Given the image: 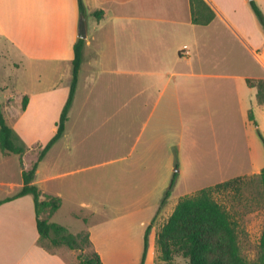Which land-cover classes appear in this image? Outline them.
Here are the masks:
<instances>
[{
    "label": "crops",
    "instance_id": "crops-1",
    "mask_svg": "<svg viewBox=\"0 0 264 264\" xmlns=\"http://www.w3.org/2000/svg\"><path fill=\"white\" fill-rule=\"evenodd\" d=\"M204 1L215 12L207 24L193 21L190 0H84L85 16L79 0H0L4 52L17 70L28 67L31 80L32 90L22 94L20 116L26 118L32 112L34 123H51L53 136L70 94L74 45L82 38L80 24L85 22L83 63L66 129L41 161L33 182L43 194L60 197L62 205L67 197L83 199L84 205L91 203L88 199L101 205L111 201L102 192V178L84 177V171L97 164L82 166L89 151L82 147L86 140L79 139V130L72 127L94 121L108 126L96 130L99 136L105 132L113 136L121 121L134 122L130 117L140 110L147 117L146 125L153 124L152 134L160 135L172 122L181 126L180 139L185 109H191L192 119H218L220 130L211 125L214 155L210 163L215 171L223 173L231 167L232 142L238 140L243 142L247 162L257 167L256 127L249 113L253 110L263 129L264 104L247 79H263L253 69L258 63L264 67V31L249 0ZM99 10L105 12L100 19L93 15ZM4 52H0L3 57ZM6 102L10 105L12 97ZM93 114L97 120L88 118ZM79 115L83 120H78ZM70 122L74 123L68 127ZM163 142L161 136L154 139L144 149V159L160 157ZM28 150L20 158L21 182L0 181V186L9 188L0 199L5 201L0 205V264H78L76 250L41 238L34 198L30 194L16 197L24 186L23 171L33 167L41 151L31 155ZM90 154L96 157L95 149ZM262 170L240 177L259 175ZM174 210L159 225L156 245ZM160 214L161 207L144 204L128 214L103 217L80 232H90L92 249L104 264H141L147 231L150 227L149 247Z\"/></svg>",
    "mask_w": 264,
    "mask_h": 264
},
{
    "label": "rangeland",
    "instance_id": "rangeland-1",
    "mask_svg": "<svg viewBox=\"0 0 264 264\" xmlns=\"http://www.w3.org/2000/svg\"><path fill=\"white\" fill-rule=\"evenodd\" d=\"M259 1H261V6H259L264 12V0ZM5 50V45L0 40V52ZM4 55V57L2 53L0 55L2 110L7 123L15 130L18 138L26 147V151L29 149L28 152L33 155L51 140L53 125L51 123H34L37 120L32 118V112L26 118L20 116L24 111L20 107L22 94L32 90L29 70L28 67L17 70L15 65L7 59V54ZM253 73L263 76L264 79V67H261L259 63L257 68L253 69ZM9 96L12 97L10 105L6 102V98ZM84 117L87 118L85 115ZM88 118L97 120L95 114ZM130 118H133L134 122L127 124L121 121L118 133L115 132L113 136L106 132L99 136L96 130L99 128L107 130L108 126H99V123L94 121L77 122L78 126L72 127L79 130V139L86 140L82 143V147L89 151V157L82 166L97 164L95 168L89 167L85 170L84 177L102 178V192L104 197L111 201L101 205L96 199H88L87 202L91 203L84 205L81 203L83 199L67 197L61 209L52 218L53 222L60 223L71 232L77 233L89 229L91 225L99 224L103 217L128 214L132 210L143 207L144 204L157 205L161 207V214L155 230L150 234L147 264H164L154 236L161 222L170 215L179 201L183 197L195 195L201 189L239 177L229 188L216 191L214 198L229 210L237 224L238 242L242 256L248 261H255L259 255L264 226V187L257 174L240 176L250 175L255 170L261 171L264 168V142L259 134L260 131L264 136V125L261 129L257 121V125L254 123L256 127L253 130L256 142L254 149L258 153L257 167L255 168L254 165L247 162L244 151L242 152L243 142L240 143L238 140L232 142L231 167L226 168L225 172L219 173L215 171L217 168H214L210 163L214 155L211 125L216 124L220 130L221 124L217 121L218 119L213 121L201 116L199 120L192 119L191 109H185L182 122L183 137L180 139L179 129L181 126H175L172 122L159 135V133L152 134L153 124L146 125L147 117L143 110L135 111ZM78 120H83L80 115ZM73 123L70 122L68 127ZM159 136L164 141L160 147L161 156L145 160L144 149L148 145L151 147L154 144V139H158ZM112 143L114 144L113 149H111ZM92 149L96 151L94 158L90 154ZM20 158L21 156L17 154L5 155L0 149V181L21 182ZM47 166L48 164L44 167ZM175 172L178 175L176 182L166 202L162 205ZM7 190H9L8 186H0V199L3 200L7 196ZM85 219H87V223ZM76 251L80 255L81 252ZM93 251L91 247H88L83 251V255H89ZM174 262L185 264L187 259L176 255Z\"/></svg>",
    "mask_w": 264,
    "mask_h": 264
},
{
    "label": "trees",
    "instance_id": "trees-1",
    "mask_svg": "<svg viewBox=\"0 0 264 264\" xmlns=\"http://www.w3.org/2000/svg\"><path fill=\"white\" fill-rule=\"evenodd\" d=\"M195 23L207 24L215 18L204 0H190ZM249 5L255 17L264 31V12L257 0H249ZM82 16H85L84 0H79ZM103 10L96 11L93 15L100 19L104 16ZM85 40L79 38L74 45L75 58L73 60V73L70 94L62 110L57 131L48 144L40 151L38 160L30 170L23 171L24 186L16 197L32 195L35 203L37 228L42 239L48 240L53 246H67L81 253L78 256V264H104L101 256L96 251L89 255H83L86 248H92L89 231L72 233L67 227L51 221V216L62 206V199L57 196L43 194L40 188L33 182L37 169L47 152L60 140L65 132L69 119V111L72 107L78 82ZM250 87L257 88V99L264 104V79H247ZM28 104V96L24 97L23 108ZM249 119L256 125L253 110L249 113ZM264 142V136L259 131ZM0 149L5 154H18L23 156L26 147L18 138L15 130L7 123L0 101ZM22 162V159H21ZM174 173L170 187L162 205L169 197L177 179ZM264 187V168L259 174ZM237 179H231L215 186L201 189L192 196L183 197L176 206L168 222L163 226L158 236V245L161 251V260L164 264H176L174 257L180 255L187 259L185 264H264V226L260 239V251L255 261H248L240 252L238 242L237 224L231 213L223 204L214 198V193L223 188H229ZM5 201H0V205ZM145 238V255L141 264H145L148 248V233Z\"/></svg>",
    "mask_w": 264,
    "mask_h": 264
},
{
    "label": "water",
    "instance_id": "water-1",
    "mask_svg": "<svg viewBox=\"0 0 264 264\" xmlns=\"http://www.w3.org/2000/svg\"><path fill=\"white\" fill-rule=\"evenodd\" d=\"M84 28H85V22L81 21V24H80V37H82V38H85V34L83 32Z\"/></svg>",
    "mask_w": 264,
    "mask_h": 264
}]
</instances>
